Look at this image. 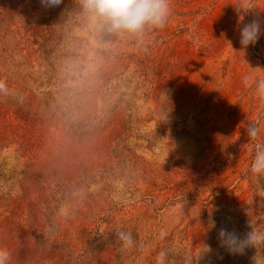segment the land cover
Segmentation results:
<instances>
[{
    "label": "rangeland",
    "instance_id": "374dc122",
    "mask_svg": "<svg viewBox=\"0 0 264 264\" xmlns=\"http://www.w3.org/2000/svg\"><path fill=\"white\" fill-rule=\"evenodd\" d=\"M1 4L35 53L32 67L8 60V83L44 95L24 108L34 145L0 153L2 216L20 219L38 180L50 187L37 186L35 237L56 242L57 264H161L162 252V264H264V243L230 252L219 238L264 232V174L251 171L264 147V0H170L165 26L138 34L109 32L81 0ZM253 20L260 37L242 48Z\"/></svg>",
    "mask_w": 264,
    "mask_h": 264
},
{
    "label": "trees",
    "instance_id": "16d2710c",
    "mask_svg": "<svg viewBox=\"0 0 264 264\" xmlns=\"http://www.w3.org/2000/svg\"><path fill=\"white\" fill-rule=\"evenodd\" d=\"M0 9V17L2 18L0 30L4 32L2 36L0 35V81H3L7 86V91L0 93V153H2L4 150H8L11 145L17 146L20 143L26 148L34 145V139H38L41 133L29 122L32 117L24 108L28 107L30 109L32 107V110L38 111L39 103L37 104V102L44 95L36 94L30 86L24 81H20L15 75L16 81L9 80L8 83V60L15 68L32 67L33 65L30 62L35 53L31 51L23 53L26 51L25 40L12 34L14 33L13 25L8 26L7 23L3 26L7 11L5 4H1ZM9 31L10 33H8ZM18 56L19 58H17ZM8 91H12L14 94V97L9 100ZM48 96L49 94L45 95L47 102ZM20 148V150H23L22 146ZM24 150L28 152V155L21 151L23 152V159H27L30 155L28 162H36L38 157L34 154V150ZM28 176L30 179L38 177L40 179L39 173L37 175L34 172ZM31 184L36 187L32 196H28L26 189H22L23 195L19 201L22 203L21 214L23 216L20 219L13 218V212L10 216L8 214L2 216L0 213V248L8 250L10 253L7 264H57L62 256L55 253L56 242H46V239L40 240L35 237L36 231L44 229L42 219L45 206L44 194L37 191V186L42 191H46L50 185L48 186L46 182L38 180L31 182ZM41 242L44 243L40 244ZM68 257L70 260V256Z\"/></svg>",
    "mask_w": 264,
    "mask_h": 264
},
{
    "label": "clouds",
    "instance_id": "9594fccd",
    "mask_svg": "<svg viewBox=\"0 0 264 264\" xmlns=\"http://www.w3.org/2000/svg\"><path fill=\"white\" fill-rule=\"evenodd\" d=\"M63 0H41L46 7H58ZM84 11L93 19L102 21L109 32L114 33H142L146 28H163L171 14L170 0H81ZM261 34L260 24L253 20L244 24L240 29V44L242 48L254 45ZM230 44V43H229ZM258 94L264 98V80L257 84ZM7 91V86L0 81V93ZM258 130L255 126H250L248 135L255 138ZM251 171L254 174H264V147L257 145V150L251 164ZM252 231L248 232L244 239H241L235 232L227 229H220L219 238L223 246L230 252H242L244 247L253 246L257 243H264V232L258 233L249 224ZM117 238L123 241L124 247L133 244L131 233L120 231ZM164 253H160L162 258ZM10 253L4 248H0V264H7Z\"/></svg>",
    "mask_w": 264,
    "mask_h": 264
}]
</instances>
